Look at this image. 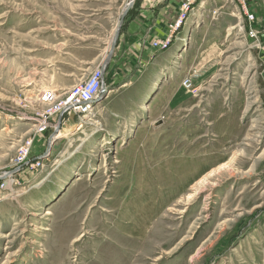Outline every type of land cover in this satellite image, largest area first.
<instances>
[{"label":"rangeland","instance_id":"374dc122","mask_svg":"<svg viewBox=\"0 0 264 264\" xmlns=\"http://www.w3.org/2000/svg\"><path fill=\"white\" fill-rule=\"evenodd\" d=\"M130 3L0 0V264H264V0H195L113 73ZM102 61L79 128L58 105Z\"/></svg>","mask_w":264,"mask_h":264},{"label":"crops","instance_id":"0c3cea01","mask_svg":"<svg viewBox=\"0 0 264 264\" xmlns=\"http://www.w3.org/2000/svg\"><path fill=\"white\" fill-rule=\"evenodd\" d=\"M157 1L142 0L138 7L126 13V24L118 36L110 60L106 62L110 72L115 73L120 66L128 62L132 64V59L135 63H142L151 52L149 41L167 34L168 20L171 21L177 15L178 2L166 0L158 5L153 4ZM63 126L62 123L60 127L64 129Z\"/></svg>","mask_w":264,"mask_h":264},{"label":"built area","instance_id":"2783aa9c","mask_svg":"<svg viewBox=\"0 0 264 264\" xmlns=\"http://www.w3.org/2000/svg\"><path fill=\"white\" fill-rule=\"evenodd\" d=\"M194 2L195 0H183L181 2L177 19L175 23L171 26L172 29H176V27L179 26L184 16L187 14L190 6ZM249 35L251 37H255L256 33L250 30ZM170 41H171V37L168 36L167 33L164 37L153 40L151 42V46L155 51L165 50L168 49ZM192 75L193 74H190L184 78L183 85L185 87L188 88L192 87L191 84ZM104 85H105V65H104V61H102L97 65V67L92 69L91 72L84 79H82L81 81H79V83L72 86L65 93L63 99L60 101L58 105L59 113H61V115L63 113H66L69 116H73V115L77 116L80 119V122L78 123L79 126L82 122L86 121L87 119H90V117L94 114V109H95L94 102L101 95L102 88ZM36 123L40 125L39 129L41 131L44 130L46 127L50 126L46 118L42 115L38 116ZM51 139H52V135L49 137V140ZM25 150H27V148ZM24 157H25V153L22 155V158ZM21 163L22 162L19 163L17 162L15 167L8 171V175L18 171L21 167Z\"/></svg>","mask_w":264,"mask_h":264},{"label":"water","instance_id":"95a60500","mask_svg":"<svg viewBox=\"0 0 264 264\" xmlns=\"http://www.w3.org/2000/svg\"><path fill=\"white\" fill-rule=\"evenodd\" d=\"M130 1H131V0H130ZM132 4H133V0H132ZM128 8H129V4H128V6L124 9V11H123V13H122V17H124V15L127 13ZM122 17H121V20L119 21L118 27H117V29H116V32H115V35H114V39H113L112 44H111V48H110V50H109L108 57H109V55H111V52H112V50L114 49L115 41H116V38H117V36H118V32H119V28H120V26L122 25ZM108 59H109V58H108ZM105 62H107V61H105ZM104 89H106V86H105V85H104L103 88H102V93H101L102 96H101V97L106 96V92H105Z\"/></svg>","mask_w":264,"mask_h":264},{"label":"bare ground","instance_id":"6f19581e","mask_svg":"<svg viewBox=\"0 0 264 264\" xmlns=\"http://www.w3.org/2000/svg\"><path fill=\"white\" fill-rule=\"evenodd\" d=\"M131 4H132V3H130L129 6H131ZM127 6H128V5H127ZM104 90H105V92L107 93V90H106V89H104ZM85 123L87 124L86 121H85ZM67 127H69V126H67ZM80 127H82V126H79V128H80ZM61 134H62V129H59V130H57V131L54 133L55 137H60ZM7 183H8V182H7ZM7 183H6V184H7ZM8 185H9V183H8Z\"/></svg>","mask_w":264,"mask_h":264}]
</instances>
